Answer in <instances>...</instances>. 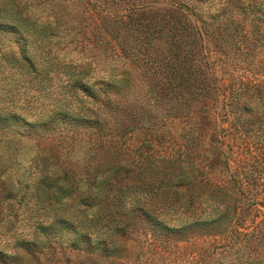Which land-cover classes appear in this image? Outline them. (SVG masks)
Segmentation results:
<instances>
[{
	"label": "trees",
	"instance_id": "trees-1",
	"mask_svg": "<svg viewBox=\"0 0 264 264\" xmlns=\"http://www.w3.org/2000/svg\"><path fill=\"white\" fill-rule=\"evenodd\" d=\"M170 1L176 11L183 10L201 21L202 25L196 31L200 38L215 25L217 44L229 48L244 60H248L253 49L249 38L264 36V0ZM131 7L129 12L138 11V16L136 21L129 16L134 28L125 31L133 40L121 50V57L137 74L112 69L109 79L92 81L96 67L92 60L86 59L85 49L81 47L77 62L66 71L67 81L62 85L66 91L64 101L46 113L30 116L0 110V133L20 139L62 141L70 138L76 142L85 136L81 134L82 129H87L85 134L91 142L92 153L90 156L88 153V157L76 155L75 158L73 154L78 143H56V146L42 143L29 159L30 171L14 170L13 177L0 180V200L7 204L5 209L0 206V230L6 229L14 241V251L8 249L9 242L0 247V264L40 263L43 256L68 251L78 256L118 262L126 256L124 245L140 227H145L156 237L187 236L217 229L235 218L238 220L240 203L234 210H215V215L211 213L192 219L182 209L183 206L191 207L196 199L199 201V195L218 207L227 205L228 197L241 202L246 198L242 183H255L263 178L264 156L258 162L242 165L239 175L243 177L239 179L237 173L232 172L226 153L221 151L224 139L216 135L212 143H216L220 152L215 161L233 178L229 195L221 191L222 184L202 185L211 182L198 177L206 172L200 167L202 163H192L186 153L184 156L182 147L174 149L173 157L170 154L162 157L160 151L164 144L158 143L153 129H148L143 143H134L138 126L143 125L139 124L138 113L143 104L137 95L141 81L149 82L151 96L148 101L153 105L161 106L167 96L170 102L188 108L208 96L210 85L196 73L199 70L194 65L195 43L185 33V25L171 26L162 11H147L146 6L136 1H132ZM213 8L214 13L209 14ZM220 17L223 20L216 25L215 19ZM206 18L212 19L208 22ZM76 23L81 31L79 22L72 23L63 14L41 24L25 5L0 1V37H15L19 47L18 62L36 74L39 73L37 57H43L47 52V57L42 58L45 68L39 73L47 72L46 77L56 64L48 59L52 37L62 30L74 40L78 34ZM124 25L128 29V24ZM92 37L88 42L98 46L101 35L94 32ZM30 38L41 41L35 52L28 47ZM159 44L167 46L159 49ZM229 52L224 51L225 55ZM61 63L59 61L57 65ZM36 90L40 91V88ZM69 97L76 98L74 101L77 102ZM146 113L147 122L155 123L156 117ZM198 140L196 138L194 142ZM10 144L14 143H7ZM20 144H14L8 159L16 157ZM98 149L102 156L99 159L93 153ZM205 190H208L206 194ZM176 215L181 224L171 225L169 220Z\"/></svg>",
	"mask_w": 264,
	"mask_h": 264
},
{
	"label": "rangeland",
	"instance_id": "rangeland-1",
	"mask_svg": "<svg viewBox=\"0 0 264 264\" xmlns=\"http://www.w3.org/2000/svg\"><path fill=\"white\" fill-rule=\"evenodd\" d=\"M9 1L25 5L38 23L53 21L56 16L63 14L72 23L79 22L82 28L80 31L78 24H75L78 34L74 40H70L62 30L57 31L58 36L52 37L53 43L50 42L53 46L48 59L56 64L48 77L47 72L40 75L45 68L42 58L47 57V52L43 57H37L36 66L40 74L33 73L27 66L18 62L19 47L15 43V37L1 36L0 110L30 116L46 113L64 101L66 91L62 85L67 81L66 71L77 62L76 57L78 54L81 55V47L85 49L86 59L92 60L93 66L96 67L92 81L109 79L112 69L120 72L128 70L137 74L132 65L121 57V50L127 48L126 44L133 40L125 30L134 28L129 22V16L136 21L138 11L129 12L128 9L132 8V1H136L137 4L146 6L147 11H162L171 26H186L185 33L194 41L197 52L194 65L199 71L196 73L199 78H205L210 86L207 89L208 96L195 104V108L172 103L167 96L164 97L165 101L161 106H155L148 101L151 96L149 82L141 81L137 95L143 104V108L138 111L139 124L143 125L138 126L133 138L134 143L137 145L143 143L149 134L148 129H153L159 138L158 143L164 144V149L160 151L162 157L169 154L173 157L176 152L174 149L182 147L184 156L186 153L192 163L195 165L198 161L202 163L200 167L206 172L201 176L197 173L196 175L204 178V181H207L206 179L211 181L203 182L202 185L222 184L224 186L221 187V191L228 195L231 193L233 178L215 161L220 150L216 143H212V138L215 139L216 135L224 139L225 145L221 147V151L226 153L232 165V172L237 173L239 179L243 177L239 175L243 170L242 165L258 162L259 158L264 156V36L249 38L252 40L253 49L247 56L248 60H244L229 48L217 44L218 33L214 31L215 25L209 28L208 32L205 31L203 38H200L196 31L201 27V21L183 10L176 11L170 0ZM214 10L213 8L208 13L212 14ZM222 18L215 19L216 25L223 20ZM206 19L210 22L212 18ZM124 23L128 24V29ZM94 32H98L102 37L96 47L88 42L89 39H93ZM28 43L32 52L41 45V41H35L34 38H30ZM165 46L167 45L159 44L158 48ZM44 49L47 50L48 47ZM226 50L230 51L228 55L224 53ZM78 60L81 61L80 58ZM59 61L62 63L57 65ZM37 88H40V91H37ZM69 99L76 100L70 97ZM146 112L156 117L155 123L147 122ZM190 115L192 116L188 117ZM204 119H207V122ZM82 130L81 134L85 136L76 142L70 138L62 141L49 138L35 140L29 137L20 139L11 134L0 133V155L2 154L0 180L7 181L13 177L14 170L30 171L29 159L38 147H42V143H52L50 145L55 146L56 143H78L73 156L88 157V153L90 156L91 142L85 134L88 130ZM39 132L42 133V130ZM196 138L200 139L197 143L194 142ZM7 143H22L18 145L17 155L12 160L8 159V155L13 152L15 145L8 146ZM93 153L97 159L102 157L100 149ZM262 177L259 182L242 183L246 198H242L241 202L228 197L227 205L218 207V204L214 205L205 196L199 195V201L196 199L191 207L183 206L182 211L192 219L211 213L215 215V210L224 211L225 208L234 210L237 203H240L237 209L238 220L235 218L217 229L187 236L174 234L156 237L145 227H140L124 245L127 247L126 256L124 254L125 257L118 262L114 259L78 256L68 251L57 253L55 256H43L40 263L36 261L33 264H264V171ZM207 192L208 190H205L204 194ZM0 206L5 209L7 204L0 200ZM178 219L176 215L169 223L180 225ZM7 242L11 245L8 249L14 251V241L6 229H1L0 247Z\"/></svg>",
	"mask_w": 264,
	"mask_h": 264
}]
</instances>
